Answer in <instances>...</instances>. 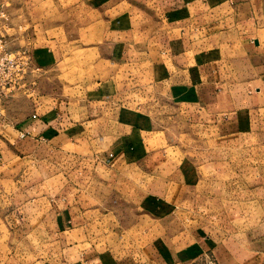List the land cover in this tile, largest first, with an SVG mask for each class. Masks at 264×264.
Instances as JSON below:
<instances>
[{
    "label": "crops",
    "instance_id": "obj_1",
    "mask_svg": "<svg viewBox=\"0 0 264 264\" xmlns=\"http://www.w3.org/2000/svg\"><path fill=\"white\" fill-rule=\"evenodd\" d=\"M12 3L7 22L14 34L13 47L26 42L35 56L42 51L47 54V49H54V41L71 35V42L57 41L56 48L63 53L82 46L100 47L96 36L104 35L106 48L111 51V65L114 61L123 67L131 60L147 76L131 95L113 94L112 83L116 81L110 76L104 80V91L96 94L100 98L116 97L126 105L129 97L148 102L167 93L173 96L175 87L181 91L183 88L182 96L191 95L200 110L215 120L216 130L223 135L255 132L263 118L264 0H12ZM33 3H39L36 6L39 11H33ZM45 3L50 5L45 7ZM113 8L121 10L114 14ZM85 41L90 45H82ZM41 57L42 60L44 56ZM51 67L47 62L43 77H48L47 70ZM166 82H172V90L162 95L158 86ZM41 96H48L47 100L50 96L57 102L46 100L41 108L21 114L12 107L8 111L9 121L0 123V264H118L115 255L100 250L93 245L94 241L85 238L83 229L90 222H86L85 211L79 205L71 202L58 207L57 197L47 192L39 198L32 194L31 185L28 188V184L24 187L17 184L23 178L30 181L28 171L40 150L45 148L48 155L68 156L66 145L75 143L69 138L77 105L64 93ZM18 97L15 96L13 105L18 103ZM85 111L82 109L81 113ZM143 128L137 127L135 138L129 132L122 135L112 158L105 156L96 161L95 169L108 168L106 172L95 171L104 178L105 191L114 189L113 181L120 170L136 167L137 171L143 168L145 172V163L154 169L167 168L163 163L168 159L146 139ZM47 159L41 156V161ZM176 169L173 164L172 173ZM161 174L159 171L158 175ZM252 176L249 193L252 204L243 229L237 225L224 233L203 226L191 229V240L208 264H264V172L259 175L253 172ZM158 193L160 190L145 193L137 202L139 211L147 214L159 209L162 202ZM48 244L53 245L51 250Z\"/></svg>",
    "mask_w": 264,
    "mask_h": 264
},
{
    "label": "rangeland",
    "instance_id": "obj_2",
    "mask_svg": "<svg viewBox=\"0 0 264 264\" xmlns=\"http://www.w3.org/2000/svg\"><path fill=\"white\" fill-rule=\"evenodd\" d=\"M38 4L33 3V11H39ZM48 5L45 3V7ZM12 6V0H0V13L4 9L7 15L0 16V28L9 38L14 36L8 24ZM120 10L113 8L112 12L117 14ZM96 38L100 47L82 46L61 53L56 48L57 41L71 42V35L64 36L53 42L54 49H47V54L38 52L37 56L26 42L14 46L30 49L33 83L29 90H18L9 99L7 113L12 107L20 114L41 108L48 97L41 95L46 93H64L77 105L69 138L75 143L66 145L68 156L48 155L45 148L40 150L28 171L30 181L23 178L17 184H28V188L31 185L32 194L39 198L47 192L57 197L58 207L71 202L79 205L85 211L86 222H90L83 229L85 238L115 255L118 264H208L191 240V229L203 226L224 233L235 225L245 227L253 172H264V115L255 132L223 135L194 98H184V89L174 85L173 96L167 93L148 102L129 97V103L123 105L116 97L100 98L96 94L104 91V80L110 76L117 82L112 83L113 94L130 95L147 76L131 60L123 67L114 61L111 65V51L106 48L104 35L97 34ZM82 45L90 44L85 41ZM47 62L53 67L47 70L46 78L43 74ZM166 90H172V82L158 86V93L163 95ZM15 96L19 100L13 105ZM53 100L49 96L47 102ZM82 109L86 111L81 113ZM139 126L144 127V136L157 152L168 159L163 163L167 168L155 170L145 163V172L136 167L120 170L113 181L114 189L105 191L104 178L95 173L96 161L105 156L112 158L122 135L129 132L136 136ZM41 156L48 157L47 161H41ZM173 164L177 169L172 173ZM105 170L108 168L99 167L97 171ZM152 190H160L162 204L143 214L137 202ZM52 246L48 244V250Z\"/></svg>",
    "mask_w": 264,
    "mask_h": 264
},
{
    "label": "built area",
    "instance_id": "obj_3",
    "mask_svg": "<svg viewBox=\"0 0 264 264\" xmlns=\"http://www.w3.org/2000/svg\"><path fill=\"white\" fill-rule=\"evenodd\" d=\"M1 17L6 18L2 9ZM34 68L32 54L27 46L14 48L11 38L0 28V123L9 121L7 102L18 90H29Z\"/></svg>",
    "mask_w": 264,
    "mask_h": 264
}]
</instances>
